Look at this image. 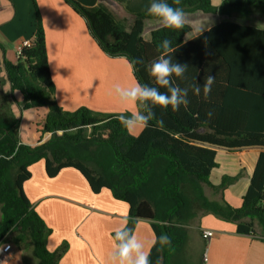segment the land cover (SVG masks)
<instances>
[{
	"label": "trees",
	"instance_id": "16d2710c",
	"mask_svg": "<svg viewBox=\"0 0 264 264\" xmlns=\"http://www.w3.org/2000/svg\"><path fill=\"white\" fill-rule=\"evenodd\" d=\"M63 1L84 19L104 54L129 62L140 87L157 88L167 95L171 94L169 87L186 89L187 96L183 97V91L180 95L187 103L174 110L171 105L164 107L142 98L146 122L137 136L129 124L137 118L129 112L105 114L87 107L65 110L56 98L46 31L35 4L34 39L23 47L16 63L0 58V76L5 73L0 83L9 86L0 96V242L20 249L25 264H29L24 253L28 249L36 264H60L68 251L66 242L55 251L48 249L52 230L24 190L32 178L31 168L44 161L50 179L65 169H75L93 193L108 190L115 200L129 206L125 240L120 242L114 234L119 245L132 239L138 221H149L156 236L148 255L150 264H205V251L202 257L188 251V228L210 215L235 224L238 234L264 243V31L224 22L187 42L192 26L184 23L180 29L157 28L146 41V20H160L146 13L151 0H144L143 8L132 13L129 30L125 21H119L99 0ZM166 2L183 8L185 14H264V0ZM165 39L172 42L170 49L159 46ZM258 39L261 43L254 41ZM246 40L250 47L242 43ZM0 54H5L1 45ZM169 57L173 63L186 64L187 70L180 77L170 76L171 84L166 86L158 83L151 66ZM208 75L214 77V83L205 96L203 85ZM196 86L200 87L199 94L194 92ZM16 92L22 95V103ZM15 105L48 109L39 131L40 144L22 142ZM251 148H260L261 153L249 188L236 207L226 199V192L242 174L224 176L218 185L212 181V174L219 167V151ZM206 188L220 198L210 199ZM161 235H167L170 243L161 244Z\"/></svg>",
	"mask_w": 264,
	"mask_h": 264
},
{
	"label": "crops",
	"instance_id": "0c3cea01",
	"mask_svg": "<svg viewBox=\"0 0 264 264\" xmlns=\"http://www.w3.org/2000/svg\"><path fill=\"white\" fill-rule=\"evenodd\" d=\"M50 1L53 12L44 18V28L52 77L56 86V98L60 106L71 112L81 107L105 114L122 115L129 112L137 118L131 124L130 131L133 135H139L144 128V121L138 119L144 117L142 98L124 95L139 86L131 65L125 58L112 59L104 54L91 37L84 19L63 0ZM114 2L118 6L117 11L106 6L119 21L127 22L126 28L129 30L133 23L132 13L138 8H143L146 1L114 0ZM5 4L6 0H0V10ZM197 13L219 16L220 20L203 31L194 33L191 22L184 19V23L192 26V32L185 38L187 42L224 22L264 31V21H261L264 16L259 12H250L244 17ZM122 15L123 17H120ZM149 21L152 20H146L143 33L146 41L151 40V35L150 38L145 36ZM153 21L155 23L150 34L153 30L165 26L160 20ZM242 35L255 37L254 34ZM9 37L5 31H0V45L3 46ZM34 37L24 38L19 43L15 63L18 60V49L25 43L30 44ZM17 38L14 36L12 41ZM254 41L261 43V39ZM242 43L248 47L251 44L249 40ZM3 57L0 54L1 60ZM2 76H5L4 72ZM5 89L8 91L9 86ZM15 96L18 102L22 103V95L16 92ZM17 110L13 106L16 116ZM47 113V108L23 112V126L28 121L27 125L30 128L29 131H23V126L20 128L23 143L31 146L40 144L39 124ZM38 119L40 123L37 122ZM49 137L46 136L44 140ZM260 153V148L239 152L219 151V167L214 170L212 181L218 185L224 176L234 177L242 174L240 181L226 192V199L234 202L233 205L236 207L240 206L241 198L249 188ZM31 171L32 178L25 184L24 190L36 212L52 230L47 243L48 249L55 251L65 242L69 246L60 264H120L119 258L113 259L120 246L114 234L125 231L129 221V206L115 200L108 190H103L100 194L93 193L86 179L75 169H65L58 177L50 179L46 173L45 162L41 161L35 164ZM198 227L201 240L208 243L205 253L208 264H264V243L254 236L238 234L235 224L207 216L203 223L200 221ZM207 230L214 232V237L209 241L202 237L203 232ZM124 240L125 235L120 242ZM132 240L142 246L141 250L145 255H149L156 242L149 221H138ZM18 251L13 253V259L8 264H25L23 252L20 249ZM135 258L136 253L131 252L129 259L134 261Z\"/></svg>",
	"mask_w": 264,
	"mask_h": 264
},
{
	"label": "rangeland",
	"instance_id": "374dc122",
	"mask_svg": "<svg viewBox=\"0 0 264 264\" xmlns=\"http://www.w3.org/2000/svg\"><path fill=\"white\" fill-rule=\"evenodd\" d=\"M35 4L37 6V10L41 16L43 25H44V18L48 17L50 14L53 12V5L51 4L50 0H6V4L1 7L0 10V31H5L8 36H10L8 40H5L3 45L4 48V58L7 62L15 63L16 61V48L18 47L19 43L22 42L24 38L30 39L35 36L36 31H37V20H36V8ZM262 14V13H261ZM261 16H264L262 14ZM120 17H123L120 16ZM185 20L190 21L193 28H194V33H198L199 31H203L205 28L209 27L215 21H219V16L215 17L213 15H203L201 13H186ZM261 21H264L262 19ZM124 23V22H123ZM154 21H149L146 25V32L145 36L147 38H150V30L153 29ZM124 25L127 27V22L124 23ZM14 36H17L18 38L13 42L12 39ZM2 76V73H1ZM0 76V77H1ZM4 77V76H2ZM1 77V78H2ZM6 85L0 83V96L2 95V92L6 91ZM15 107L18 109L17 110V117L20 119V128L23 126V118L22 114L24 111H30V110H35V109H22L19 108L17 105ZM37 111V110H35ZM16 113V112H15ZM136 119L133 120L135 122ZM27 122L25 123V126H23V131L27 130L29 131L30 128H28ZM38 123H40V120H37ZM43 121L39 124V126L43 127ZM36 125V124H34ZM38 126V125H37ZM136 126V125H135ZM32 129V128H31ZM133 129V128H132ZM226 152V151H224ZM224 154V153H221ZM219 159V157H218ZM206 195L213 200H218L220 196L216 195L213 193V191L209 188H206L205 190ZM234 203V202H233ZM233 203H231L233 205ZM211 216V215H210ZM207 217V216H206ZM204 217L201 222L203 223ZM200 223V220H197L196 222L193 223L192 226H189V243H188V251L191 252V254L201 255L203 256V253L207 252V246L208 243H205L203 240L200 238V231L198 224ZM14 246V254L18 253V248ZM25 255L29 258V261H31V264L37 263L35 258L33 257V254L31 250H25ZM197 254V255H196ZM207 257V254H205ZM199 257V258H201ZM208 261V258H206ZM203 263H205V258L203 257ZM206 264V263H205ZM208 264V262H207Z\"/></svg>",
	"mask_w": 264,
	"mask_h": 264
},
{
	"label": "clouds",
	"instance_id": "9594fccd",
	"mask_svg": "<svg viewBox=\"0 0 264 264\" xmlns=\"http://www.w3.org/2000/svg\"><path fill=\"white\" fill-rule=\"evenodd\" d=\"M181 0H172L173 4L179 5ZM146 13L149 16H154L162 20L164 25L170 29H180L184 24L185 12L181 7H173L166 0H151L150 6L146 9ZM172 42L170 40H163L159 46L164 49H170ZM187 70L186 64L173 63L171 58L163 59L155 62L151 66V73L156 77L157 81L161 85L170 86L171 81L169 77L175 75L176 77L182 76ZM214 83V77L208 75L204 81L203 91L205 96H207L211 90ZM183 91V97L187 96V90H181L177 87H169L170 95L163 94L159 92L157 88L152 87H140L137 86L131 91L124 93L126 97L136 98L140 97L143 99H151L156 104L167 107L171 105L175 110L177 106L181 103L186 104L187 100L181 97V92ZM196 94H199L200 87L196 86L194 89ZM140 121H144L145 117L141 116L138 118ZM132 121H129V124H132ZM124 233H117L116 239L123 240ZM161 244H169L170 240L167 235H161L159 238ZM142 246L136 243L134 240L129 239L126 243H123L119 246L118 253L113 259L119 258L120 264H150L149 256L141 250ZM131 252L136 253L135 260L129 259V254Z\"/></svg>",
	"mask_w": 264,
	"mask_h": 264
},
{
	"label": "built area",
	"instance_id": "2783aa9c",
	"mask_svg": "<svg viewBox=\"0 0 264 264\" xmlns=\"http://www.w3.org/2000/svg\"><path fill=\"white\" fill-rule=\"evenodd\" d=\"M29 43H25L18 49V57L22 54V49L28 46ZM202 237L205 240H211L214 237V232L211 230L204 231ZM14 248L10 243L0 242V264H8L13 259ZM207 257H205V263L207 264Z\"/></svg>",
	"mask_w": 264,
	"mask_h": 264
},
{
	"label": "water",
	"instance_id": "95a60500",
	"mask_svg": "<svg viewBox=\"0 0 264 264\" xmlns=\"http://www.w3.org/2000/svg\"><path fill=\"white\" fill-rule=\"evenodd\" d=\"M100 3L107 5L111 9L117 11V4L114 2V0H99Z\"/></svg>",
	"mask_w": 264,
	"mask_h": 264
}]
</instances>
